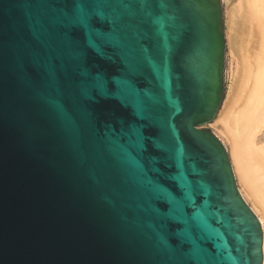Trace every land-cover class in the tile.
<instances>
[{"label":"water","instance_id":"1","mask_svg":"<svg viewBox=\"0 0 264 264\" xmlns=\"http://www.w3.org/2000/svg\"><path fill=\"white\" fill-rule=\"evenodd\" d=\"M87 3L0 0V264H262L206 126L220 0H96L69 25Z\"/></svg>","mask_w":264,"mask_h":264},{"label":"bare ground","instance_id":"2","mask_svg":"<svg viewBox=\"0 0 264 264\" xmlns=\"http://www.w3.org/2000/svg\"><path fill=\"white\" fill-rule=\"evenodd\" d=\"M226 18L236 65L215 124L230 144L241 194L261 223L264 264V0H227Z\"/></svg>","mask_w":264,"mask_h":264},{"label":"rangeland","instance_id":"3","mask_svg":"<svg viewBox=\"0 0 264 264\" xmlns=\"http://www.w3.org/2000/svg\"><path fill=\"white\" fill-rule=\"evenodd\" d=\"M220 7L222 8V12H223L224 37H225V44H226L225 45V61H224V79H223V85H224L223 90L224 91H223V98H222V105H223V103L225 102V100L229 94V91H230V89H228V88H230V85L232 82V79H230L232 77L231 76L232 74L230 72H232V70L234 69V66L236 65L235 64L236 61H234L235 60L233 58L234 56L231 54L230 48L228 45L229 44L228 43V36H227L228 25L226 22V20H227V18H226L227 17V0H220ZM218 114H217V116H218ZM217 116L211 122H209L206 126L209 127L221 140L223 139L222 142L224 143L225 146L227 145L226 148H227V151H228V154L230 157V161H231L230 144H229V142L225 141L224 136L221 135V130L218 129L219 127H217L218 122H217V124H215L217 121ZM228 146H229V148H228ZM231 164H232V161H231ZM232 168H233V166H232ZM233 171H234V169H233ZM234 175H235V172H234ZM235 179H236L237 187L239 189V183L237 181L236 175H235ZM239 191H240V189H239ZM240 193H241V191H240Z\"/></svg>","mask_w":264,"mask_h":264},{"label":"snow or ice","instance_id":"4","mask_svg":"<svg viewBox=\"0 0 264 264\" xmlns=\"http://www.w3.org/2000/svg\"><path fill=\"white\" fill-rule=\"evenodd\" d=\"M96 0H88L87 5H77L78 8V14L75 17H69L67 23L69 25H72L73 27L75 26H80L82 28L87 29L89 26V17L90 13L94 11V4ZM116 21L114 20L113 23ZM86 35H89L88 39V45L89 47H92L96 49L99 52H102V50L98 49V46L95 43V40L91 38L90 33H86Z\"/></svg>","mask_w":264,"mask_h":264}]
</instances>
